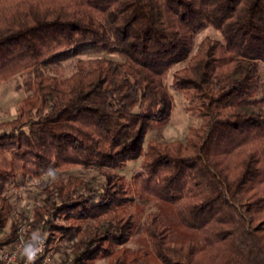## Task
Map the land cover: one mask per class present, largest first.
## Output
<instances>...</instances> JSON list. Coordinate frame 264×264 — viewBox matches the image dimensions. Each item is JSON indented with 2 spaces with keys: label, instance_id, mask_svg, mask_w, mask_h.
<instances>
[{
  "label": "trees",
  "instance_id": "16d2710c",
  "mask_svg": "<svg viewBox=\"0 0 264 264\" xmlns=\"http://www.w3.org/2000/svg\"><path fill=\"white\" fill-rule=\"evenodd\" d=\"M209 25L223 39L194 51ZM80 54L97 56L66 79L42 70ZM182 61L172 86L201 123L145 147L170 118L165 78ZM260 62L264 0H0V83L34 72L33 93L0 122V231L13 217L10 181L82 166L104 181L57 175L28 221L27 234L70 241L66 264H264ZM139 158L133 179L117 171ZM153 201L188 233L174 238L160 211H146ZM9 229L0 248L21 223ZM140 230L150 246L130 249Z\"/></svg>",
  "mask_w": 264,
  "mask_h": 264
},
{
  "label": "rangeland",
  "instance_id": "374dc122",
  "mask_svg": "<svg viewBox=\"0 0 264 264\" xmlns=\"http://www.w3.org/2000/svg\"><path fill=\"white\" fill-rule=\"evenodd\" d=\"M206 36L223 39L221 32L209 25L196 35L194 51L199 42ZM96 56V54H80L42 70L48 75H55L61 79H66L74 72L91 65ZM184 65H186L184 61L173 65L165 78L166 86L173 101L172 112L170 118L165 124L147 133L144 142L145 147L150 140H185L190 126L200 125L201 123V118L193 116L187 109L188 101L185 94L182 91L176 90L172 86L174 71ZM260 66L263 86L258 96L264 99V62H260ZM33 77L34 72L26 70L18 73L8 81L0 83V122L12 119L18 114V110L24 98L33 93ZM141 170L142 158H139L137 160L129 161L125 167L118 169L117 171L120 174H123L128 180H131L134 175ZM59 174L65 177L72 175L85 178H95L96 182L104 181V176L99 170L82 166L72 167L65 171L50 170L41 177L20 174L9 182L5 194L14 204L12 219H16L21 223L26 234L29 228L28 221L34 215V208L42 202L44 196L42 193L43 183L55 178ZM153 210L160 211L162 219L171 225L174 238H181L185 233H188L189 230L178 224L177 219L165 204L153 201L146 207V211L149 212ZM12 219L9 221L8 225L0 231V236H4L8 233ZM33 232H41L45 235L47 240V250L53 254L54 264H66L67 253L70 251L71 244L69 240H60L58 238L54 244H50L48 242L50 235L49 232L43 233L40 229H36L30 234ZM59 243L62 245V249L58 251L56 245ZM126 245L129 246L130 249H135L139 246H150V239L143 230H140L130 238ZM50 247L51 249H49ZM109 259V255H104L93 264H109Z\"/></svg>",
  "mask_w": 264,
  "mask_h": 264
},
{
  "label": "built area",
  "instance_id": "2783aa9c",
  "mask_svg": "<svg viewBox=\"0 0 264 264\" xmlns=\"http://www.w3.org/2000/svg\"><path fill=\"white\" fill-rule=\"evenodd\" d=\"M0 264H54V257L44 234L27 235L21 226L19 237L0 248Z\"/></svg>",
  "mask_w": 264,
  "mask_h": 264
}]
</instances>
